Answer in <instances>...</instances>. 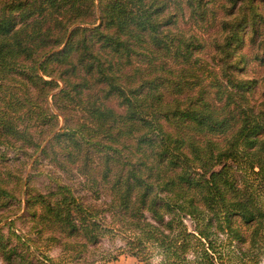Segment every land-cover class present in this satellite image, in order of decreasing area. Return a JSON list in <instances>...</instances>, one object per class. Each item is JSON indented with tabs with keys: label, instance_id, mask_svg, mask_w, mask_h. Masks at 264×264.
<instances>
[{
	"label": "trees",
	"instance_id": "obj_1",
	"mask_svg": "<svg viewBox=\"0 0 264 264\" xmlns=\"http://www.w3.org/2000/svg\"><path fill=\"white\" fill-rule=\"evenodd\" d=\"M235 2L0 0V222L23 198L15 216L36 232L66 249L96 240L97 212L69 185L31 193L12 166L48 157L101 185L139 259L151 243L160 264H258L264 90L232 71L247 19ZM12 235L0 227V264H57Z\"/></svg>",
	"mask_w": 264,
	"mask_h": 264
},
{
	"label": "rangeland",
	"instance_id": "obj_2",
	"mask_svg": "<svg viewBox=\"0 0 264 264\" xmlns=\"http://www.w3.org/2000/svg\"><path fill=\"white\" fill-rule=\"evenodd\" d=\"M252 6L257 12L254 19H251ZM234 9L237 16L245 13L247 19L240 30L241 41L236 47L237 54L244 55V58H242L243 61L235 62L232 71L239 77L256 79L255 94L260 95L261 91L264 90V47L262 45L264 39V0H252V2L236 0ZM179 24L188 25L181 19H179ZM253 28L257 30L254 31ZM225 30L223 28L222 32L225 33ZM59 119V124L62 125L64 123L62 115L59 116ZM50 135L48 134V136ZM29 159V156H25L21 158L20 162L12 165L13 167L19 166V171H23V168L24 171H28L27 189L31 193L38 191L48 193L58 181L69 185L74 196L85 208L88 207L97 212L101 231L94 242L84 243L85 240H83L82 243H74L73 246L66 249L62 243L61 234L58 232L45 229L42 232H36V226H32V221L26 216L24 218L15 216V211L18 214L23 211L24 201L22 198V201L18 199L14 202L15 206L11 205L4 208L3 214L10 215L0 222L5 239L8 238L9 240L10 237V240L15 243V236H10L13 231L23 236H30L33 239L31 243L35 253L33 259L35 260L38 254L39 256L42 255L39 251H44L57 264H160L162 255L159 248L151 243L146 244L143 252L145 255H143L142 260L130 252L127 242L129 232L123 230L119 224H113L112 217L108 213V195L105 194L101 185L80 174L76 169L57 168L48 157H40L35 164V169L31 167V159ZM19 196L20 194L17 195V197ZM51 197H55V195H51ZM10 219H15L11 225L8 223ZM258 264H264V257Z\"/></svg>",
	"mask_w": 264,
	"mask_h": 264
}]
</instances>
